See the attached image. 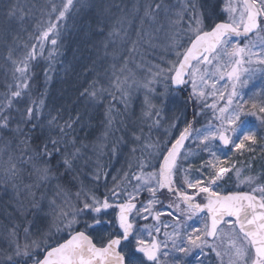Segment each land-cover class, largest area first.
Wrapping results in <instances>:
<instances>
[{"label": "snow or ice", "instance_id": "6c2138e0", "mask_svg": "<svg viewBox=\"0 0 264 264\" xmlns=\"http://www.w3.org/2000/svg\"><path fill=\"white\" fill-rule=\"evenodd\" d=\"M30 12L0 4V264H264V0Z\"/></svg>", "mask_w": 264, "mask_h": 264}, {"label": "rangeland", "instance_id": "374dc122", "mask_svg": "<svg viewBox=\"0 0 264 264\" xmlns=\"http://www.w3.org/2000/svg\"><path fill=\"white\" fill-rule=\"evenodd\" d=\"M177 2H178V0H175L173 3H177ZM220 2L222 3L223 0H220ZM155 55L157 57H160L161 55H163V53L162 52L160 53V51L157 50L155 52ZM171 58H172L171 56H167L166 57V59H171ZM256 83L259 84V80H257ZM243 91L245 93V99H247L249 96L252 95V91H255V89H252V86L249 85V87L248 88H245ZM258 98L259 97H257V99ZM209 102H211V101H209ZM221 103H223V102H221ZM196 110L199 111V108L197 107ZM165 115L166 116H171V113L170 112H166ZM198 119H199L198 121H199V124L200 125H198L197 128H201L203 125H205L207 123L208 120H212L213 123H215V121L213 119V113L210 110H205V114L203 116L198 117ZM255 123H258V122L255 121L254 124ZM161 124H162V126L160 128H158V129L157 128H153L152 129V136L154 138L155 137L163 138V134H164V131H165V128L167 127V125L164 124L163 121L161 122ZM229 155H231V153H229ZM237 157H239V156L238 155L233 156V159L234 158H236V159H239L240 158V157L239 158H237ZM198 161H199V157L197 158V163H198ZM117 163H118L117 165L116 164L110 165L111 171H110V175H109V182H110L111 175L115 174V170L116 169L121 168V166H124L126 168L125 159L120 160V161H117ZM256 165H258L259 167H261V169H263V173H264V160H262V159H260L258 157ZM233 186H235L234 182L233 181H229L228 185H226V187H225L224 190L227 191V190L231 189ZM242 189H247V188L244 187V186H241L240 187V190H242ZM162 219H167V218L166 217H162ZM214 264H215V262H214Z\"/></svg>", "mask_w": 264, "mask_h": 264}, {"label": "trees", "instance_id": "16d2710c", "mask_svg": "<svg viewBox=\"0 0 264 264\" xmlns=\"http://www.w3.org/2000/svg\"><path fill=\"white\" fill-rule=\"evenodd\" d=\"M175 0H172L174 2ZM117 2H120V0H117ZM134 0H123V3L127 5L129 8H131L132 3ZM3 3H15V0H0V4ZM20 3L22 5H27L29 9H31L30 14L27 16V20L29 21V24H34L38 19L41 18L42 12H47L49 10V6L51 3H55L59 5L61 3V0H20ZM146 59L154 61L153 56L149 55L146 57ZM153 63V62H152ZM0 76H2V73H0ZM4 89L2 86H0V92H2ZM189 112H188V117H189ZM190 119V117H189ZM198 117L196 120L195 125H198ZM255 174L258 173H263V170H261V167L255 166L254 170ZM0 221H3V223H8L7 220H4L2 216H0Z\"/></svg>", "mask_w": 264, "mask_h": 264}, {"label": "bare ground", "instance_id": "6f19581e", "mask_svg": "<svg viewBox=\"0 0 264 264\" xmlns=\"http://www.w3.org/2000/svg\"><path fill=\"white\" fill-rule=\"evenodd\" d=\"M151 135H152V133H151Z\"/></svg>", "mask_w": 264, "mask_h": 264}]
</instances>
